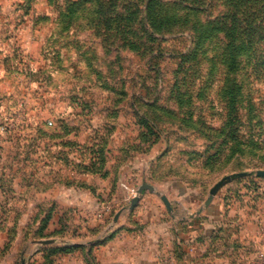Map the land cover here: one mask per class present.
<instances>
[{"label": "rangeland", "instance_id": "374dc122", "mask_svg": "<svg viewBox=\"0 0 264 264\" xmlns=\"http://www.w3.org/2000/svg\"><path fill=\"white\" fill-rule=\"evenodd\" d=\"M67 1L0 0V264H264V161L218 148L231 108L204 60L181 66L191 34L141 56L105 43L90 9L66 22ZM260 75L235 76L243 106L264 108Z\"/></svg>", "mask_w": 264, "mask_h": 264}, {"label": "trees", "instance_id": "16d2710c", "mask_svg": "<svg viewBox=\"0 0 264 264\" xmlns=\"http://www.w3.org/2000/svg\"><path fill=\"white\" fill-rule=\"evenodd\" d=\"M217 1L68 0L62 16L71 22L78 13L92 10V22L105 27V43L119 41L121 47L141 56L154 54L151 43L157 38L153 35L188 31L192 46L181 56V66L193 68L190 64L199 57L204 60L209 76L223 78L220 93L226 109L227 105L231 108L230 129L220 132L218 148H228L232 154L259 153L264 161V108L259 109L250 96L243 106L246 81L235 79L247 69L264 77V0H221L225 11L202 22L200 15L207 14ZM217 35L223 39L220 52L211 43Z\"/></svg>", "mask_w": 264, "mask_h": 264}, {"label": "water", "instance_id": "95a60500", "mask_svg": "<svg viewBox=\"0 0 264 264\" xmlns=\"http://www.w3.org/2000/svg\"><path fill=\"white\" fill-rule=\"evenodd\" d=\"M246 173H240L237 176L238 177H244L246 176ZM255 175L257 177H264V170H260L257 171L255 173ZM234 177L230 176L227 177L226 181H231ZM224 184V180L219 181L217 184H215L212 189L209 191V195L206 199V201L204 202V207L207 208L210 203L212 202V199L214 197V195L216 194V192L219 190V188ZM150 191V192H155V189L153 186L144 183L142 184L136 191L135 196L133 197V199L131 200L130 206L128 208V211H132L138 204L139 200H140V196L142 195L143 191ZM158 194V193H157ZM160 199L161 201L164 203V205L166 206V208L168 209V211H171V204L168 201V199L164 196V195H160ZM125 211V209H121L120 211H118L114 217H113V226L118 222L119 217L121 216V214ZM54 243L53 240H44V241H37L38 245H46V244H52ZM21 264H25V261H22Z\"/></svg>", "mask_w": 264, "mask_h": 264}, {"label": "crops", "instance_id": "0c3cea01", "mask_svg": "<svg viewBox=\"0 0 264 264\" xmlns=\"http://www.w3.org/2000/svg\"><path fill=\"white\" fill-rule=\"evenodd\" d=\"M203 216H205V213H200L199 215H192L191 217L189 216V218H187V223L189 224V227L192 229H195V231H198V229H203L205 228L203 222H201V220H203ZM120 225L122 224V216L119 217L118 219ZM123 225V224H122ZM197 229V230H196Z\"/></svg>", "mask_w": 264, "mask_h": 264}]
</instances>
